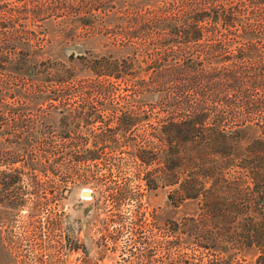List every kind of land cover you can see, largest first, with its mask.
<instances>
[{"label": "trees", "instance_id": "obj_1", "mask_svg": "<svg viewBox=\"0 0 264 264\" xmlns=\"http://www.w3.org/2000/svg\"><path fill=\"white\" fill-rule=\"evenodd\" d=\"M30 1L0 0V204L122 168L104 185L117 205L140 183L198 201L159 228L148 264H238L248 249L264 264V0ZM28 17L76 21L118 53L78 55L86 77L32 60L42 38ZM27 174L30 190H9Z\"/></svg>", "mask_w": 264, "mask_h": 264}, {"label": "rangeland", "instance_id": "obj_2", "mask_svg": "<svg viewBox=\"0 0 264 264\" xmlns=\"http://www.w3.org/2000/svg\"><path fill=\"white\" fill-rule=\"evenodd\" d=\"M28 18L32 31L42 38V47L32 60H64L72 63L78 76L86 77L91 75L90 70L78 55L118 53L104 44L103 36L89 33L76 21L64 23L54 17ZM121 92L127 94L130 90L124 88ZM121 103L123 100L116 105ZM75 104L78 101L71 99V105ZM58 116L53 110L48 120L56 126ZM251 134L250 130L242 131L232 161L242 154ZM124 171L102 167L97 170L95 183L74 184L64 197L57 195L55 198V193L45 183L39 195L26 196L24 205L11 208L0 204V264H148L147 253L153 256V239L159 236V228L164 229L169 220L195 214L198 201L187 198L174 204L168 198L167 187L148 189L140 183L134 188L136 194L132 200L117 205L104 187L120 183L128 174ZM23 178L21 182L10 184L9 190L16 186L23 191L30 190L33 186L27 183L29 174ZM82 188L90 189L91 195L85 197ZM241 258L238 264H254L255 252L245 250Z\"/></svg>", "mask_w": 264, "mask_h": 264}, {"label": "water", "instance_id": "obj_3", "mask_svg": "<svg viewBox=\"0 0 264 264\" xmlns=\"http://www.w3.org/2000/svg\"><path fill=\"white\" fill-rule=\"evenodd\" d=\"M81 193L84 195V194H88V195H91V190L90 189H87V188H82L81 189Z\"/></svg>", "mask_w": 264, "mask_h": 264}, {"label": "bare ground", "instance_id": "obj_4", "mask_svg": "<svg viewBox=\"0 0 264 264\" xmlns=\"http://www.w3.org/2000/svg\"><path fill=\"white\" fill-rule=\"evenodd\" d=\"M84 195H85V197H89L88 194H84Z\"/></svg>", "mask_w": 264, "mask_h": 264}]
</instances>
